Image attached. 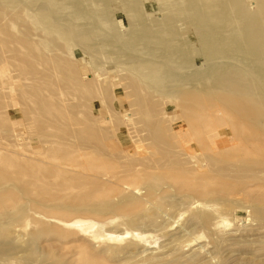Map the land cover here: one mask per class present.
<instances>
[{"label": "rangeland", "instance_id": "1", "mask_svg": "<svg viewBox=\"0 0 264 264\" xmlns=\"http://www.w3.org/2000/svg\"><path fill=\"white\" fill-rule=\"evenodd\" d=\"M0 264H264V0H0Z\"/></svg>", "mask_w": 264, "mask_h": 264}, {"label": "bare ground", "instance_id": "2", "mask_svg": "<svg viewBox=\"0 0 264 264\" xmlns=\"http://www.w3.org/2000/svg\"><path fill=\"white\" fill-rule=\"evenodd\" d=\"M136 33V32H135ZM184 176V175H183ZM186 176V175H185ZM108 182V181H107ZM90 190V189H89ZM89 194V193H88ZM89 197V196H88ZM91 197V196H90ZM79 222V220H74L73 221V223H78ZM70 223H71V221H70Z\"/></svg>", "mask_w": 264, "mask_h": 264}]
</instances>
